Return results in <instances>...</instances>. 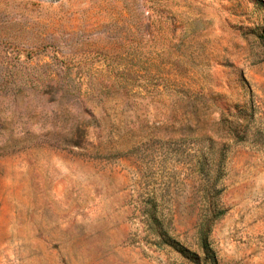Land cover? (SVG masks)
I'll list each match as a JSON object with an SVG mask.
<instances>
[{
  "label": "rangeland",
  "instance_id": "1",
  "mask_svg": "<svg viewBox=\"0 0 264 264\" xmlns=\"http://www.w3.org/2000/svg\"><path fill=\"white\" fill-rule=\"evenodd\" d=\"M0 264H264V0H0Z\"/></svg>",
  "mask_w": 264,
  "mask_h": 264
},
{
  "label": "trees",
  "instance_id": "2",
  "mask_svg": "<svg viewBox=\"0 0 264 264\" xmlns=\"http://www.w3.org/2000/svg\"><path fill=\"white\" fill-rule=\"evenodd\" d=\"M217 213L212 216V219L208 221L207 224L203 225L201 229L199 230V238L202 243V247L207 250L209 247V237L212 230L213 225L215 222L224 216L225 211L217 209ZM146 222L149 226L151 232L154 234V236L158 239L159 244H166L173 250L184 253L186 250L185 247L181 246L180 243H178L176 240L171 241L169 231H167L165 225H164V219L162 215H159L157 208H149L146 209Z\"/></svg>",
  "mask_w": 264,
  "mask_h": 264
}]
</instances>
